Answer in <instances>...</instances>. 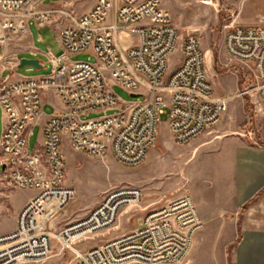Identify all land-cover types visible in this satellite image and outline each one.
<instances>
[{
    "label": "built area",
    "instance_id": "2783aa9c",
    "mask_svg": "<svg viewBox=\"0 0 264 264\" xmlns=\"http://www.w3.org/2000/svg\"><path fill=\"white\" fill-rule=\"evenodd\" d=\"M46 0H0V46L39 28L66 24L60 32L64 55L49 58L50 76L0 81V104L6 119L0 139V174L12 190H34L19 214L17 228L0 238V264L39 263L54 250L52 240L74 255V264H180L188 256L203 221L187 194L148 212L140 227L81 249L104 236L124 211L142 200L140 189L110 192L89 215L61 231L48 229L44 215L66 204V161L63 135L73 150L96 158L112 157L135 167L148 157L157 138L160 117L169 107L173 140L188 144L216 126L229 99L216 96L207 69V55L195 35L181 37L180 62L170 70V57L179 39L164 0H96L87 12L73 9L82 0H61L52 8ZM231 60L256 69L255 98L264 113V26L232 27L225 40ZM92 50L97 64L70 63L69 55ZM145 101L122 103L114 87ZM56 93L64 110L43 126V142L29 152L31 127L43 115L42 95ZM112 115L85 119L91 114Z\"/></svg>",
    "mask_w": 264,
    "mask_h": 264
},
{
    "label": "rangeland",
    "instance_id": "374dc122",
    "mask_svg": "<svg viewBox=\"0 0 264 264\" xmlns=\"http://www.w3.org/2000/svg\"><path fill=\"white\" fill-rule=\"evenodd\" d=\"M61 0H46L51 6ZM96 0H82L73 9L85 11L92 8ZM77 8V10L75 9ZM178 29L176 50L170 57V70L178 66L181 55L178 50L181 37L197 36L207 55V69L214 94L229 99L228 108L221 121L188 144H177L169 126L170 109L164 107L160 117L157 138L147 159L135 167H127L112 157L96 158L71 148L68 137L63 135L62 152L66 161L67 178L65 188L72 194L65 196L66 204L54 205L43 219L48 229L61 231L85 219L113 190L123 187L140 189L142 200L130 207V212L119 215L115 226L104 236L87 240L81 249L97 246L141 226L142 218L150 211L161 207L175 197L190 195L203 221L202 228L194 236L191 250L180 264H233L232 251L241 237V221L246 211L237 207L234 199L237 185L235 166L237 151L241 145L264 148V113L256 103V69L231 60L225 48L228 31L235 26H264V0H164ZM66 20L39 28L30 25V34L35 37L41 50L38 57L43 67H10L7 47L0 46V81L10 77L27 79L50 76L54 59L61 58L64 50L58 38V25ZM11 45V44H10ZM9 45V46H10ZM6 57V58H5ZM23 58V57H22ZM21 58V59H22ZM70 63L87 62L97 64L98 58L92 50L69 55ZM114 90L122 103L145 101L144 96H131L120 86ZM118 110L91 114L85 119L112 115ZM51 107L44 114L50 115ZM6 119L0 104V139ZM29 152L37 148L39 128L31 127ZM35 195L34 190H12L6 187L0 174V238L17 228V221L26 201ZM124 212L121 209L120 214ZM121 217V218H120ZM53 251L39 263L23 264H74V255L63 250L52 240ZM190 258L194 262H190Z\"/></svg>",
    "mask_w": 264,
    "mask_h": 264
},
{
    "label": "crops",
    "instance_id": "0c3cea01",
    "mask_svg": "<svg viewBox=\"0 0 264 264\" xmlns=\"http://www.w3.org/2000/svg\"><path fill=\"white\" fill-rule=\"evenodd\" d=\"M54 6L56 7L58 5ZM74 6H76V3ZM47 7L50 9L53 5ZM76 7H78V5ZM76 7L75 9L77 10ZM87 11L88 10L78 11V14L81 15ZM57 28L60 41V32L64 27L59 24ZM37 42L38 40L29 32L26 36L16 38L12 44L7 47L8 58L5 57V60L10 63V67H15L12 71L20 66L23 59L39 60L38 57L41 54V50L37 47ZM48 57L53 58L51 55H48ZM39 62L43 67L42 62L40 60ZM4 70L0 73V77ZM19 80L22 79L18 78L15 81ZM42 102L43 115L39 124L34 126L39 128L37 147L41 146L43 142L42 130L49 117L64 110V105L60 97L51 90L43 93ZM45 107H51L53 112L50 115H45ZM237 156L238 159L242 157L244 160H238L235 166L237 180L234 196L236 201L235 205L241 208L249 202L253 203L242 217L241 237L232 251V263L264 264V148L241 145L237 151ZM258 195L260 196L256 199ZM32 198L28 199L26 203ZM124 212L122 213L123 216L125 215ZM190 262L193 263L194 259L190 258Z\"/></svg>",
    "mask_w": 264,
    "mask_h": 264
},
{
    "label": "water",
    "instance_id": "95a60500",
    "mask_svg": "<svg viewBox=\"0 0 264 264\" xmlns=\"http://www.w3.org/2000/svg\"><path fill=\"white\" fill-rule=\"evenodd\" d=\"M25 66H32V67H35L37 69H41L42 66L40 65V62L39 60L37 59H23L21 61V64H20V68H23ZM133 97H136V95H133Z\"/></svg>",
    "mask_w": 264,
    "mask_h": 264
},
{
    "label": "trees",
    "instance_id": "16d2710c",
    "mask_svg": "<svg viewBox=\"0 0 264 264\" xmlns=\"http://www.w3.org/2000/svg\"><path fill=\"white\" fill-rule=\"evenodd\" d=\"M261 195V194H260ZM260 195H258L257 197H256V199L260 196ZM255 201V200H254ZM253 202H249V203H247L244 207H242V210L243 211H246L250 206H251V204H252Z\"/></svg>",
    "mask_w": 264,
    "mask_h": 264
},
{
    "label": "bare ground",
    "instance_id": "6f19581e",
    "mask_svg": "<svg viewBox=\"0 0 264 264\" xmlns=\"http://www.w3.org/2000/svg\"><path fill=\"white\" fill-rule=\"evenodd\" d=\"M207 55H208V58H209V56H210V54L207 52ZM125 212H130V210H127V211H125ZM124 212V213H125ZM122 214H120V216H121Z\"/></svg>",
    "mask_w": 264,
    "mask_h": 264
}]
</instances>
